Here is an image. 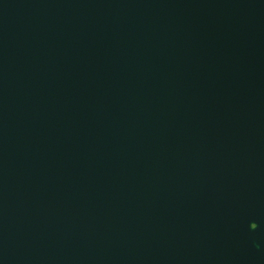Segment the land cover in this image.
<instances>
[{"label":"water","instance_id":"1","mask_svg":"<svg viewBox=\"0 0 264 264\" xmlns=\"http://www.w3.org/2000/svg\"><path fill=\"white\" fill-rule=\"evenodd\" d=\"M0 264H264V0H0Z\"/></svg>","mask_w":264,"mask_h":264}]
</instances>
